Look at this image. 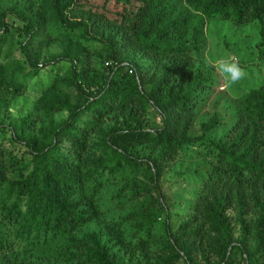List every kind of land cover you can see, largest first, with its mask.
<instances>
[{
  "label": "trees",
  "instance_id": "16d2710c",
  "mask_svg": "<svg viewBox=\"0 0 264 264\" xmlns=\"http://www.w3.org/2000/svg\"><path fill=\"white\" fill-rule=\"evenodd\" d=\"M20 3L24 63L4 58L18 27L6 20L14 12H0V107L28 94L31 81L38 93L19 123L0 122V264H263L264 85L223 107L232 115L196 123L212 81L198 60L205 28L220 19L264 31V0ZM39 39L57 41L61 55L41 63L32 53ZM60 62L70 64L65 73L40 74ZM6 134L29 160L6 158ZM186 156L206 164L176 226L182 213L162 182ZM152 244L163 249L153 259L127 258Z\"/></svg>",
  "mask_w": 264,
  "mask_h": 264
},
{
  "label": "rangeland",
  "instance_id": "374dc122",
  "mask_svg": "<svg viewBox=\"0 0 264 264\" xmlns=\"http://www.w3.org/2000/svg\"><path fill=\"white\" fill-rule=\"evenodd\" d=\"M23 8V4L20 0H0V12H14V14H7L6 20L10 24H15L16 32L14 33L15 40L12 44L5 47L4 58L7 61L24 63L22 49L20 42L23 37H19L23 25L21 21L15 16ZM24 10V9H23ZM25 28V27H23ZM24 30V29H23ZM205 41L206 48L202 53V56L198 58L201 67L204 70L211 71V83L207 88V94L205 98L209 101L199 108L197 116L196 127L200 122L206 121L215 111L222 110L225 114H233L232 110H224L225 106L235 102V100L242 96L244 93L251 89L259 88L264 85V31L257 24H244L237 26L231 21H223L220 19H214L205 28ZM96 55L102 58L104 61H108L106 53L100 49L101 46H96ZM38 50L41 54V63H45L53 59L54 56L61 55V45L57 41H53L49 44L42 39H39L35 44L34 51ZM232 57L240 63L247 72V77L239 84L229 86L219 75L215 69V61L221 57ZM129 59L142 65H149L154 71L150 61L142 59V57H129ZM109 64H106L108 67ZM70 67L69 63L60 62L56 65L45 66L41 69V73L44 78H55L59 74L65 73ZM35 81L30 82L29 93L22 97L15 98L10 102L9 106L0 107V122H4L5 125L12 123H19L21 119L25 118L28 114L34 111V100L37 95V90H33ZM224 107V108H223ZM66 116H62L65 118ZM59 118V117H58ZM158 123H162L158 117ZM231 125H224L220 128L215 136L221 137L225 132L230 129ZM7 128V127H6ZM8 129V128H7ZM3 148L5 147L6 158L11 155H18L19 158L26 157L29 160V154L27 149L20 144H15L10 139V134H6L2 138ZM148 155L153 154L150 150H142ZM206 164L205 158L196 159L194 157H184L178 159L173 164L166 166L163 177V189L165 191L168 202L171 204L175 211H180L182 214H174V222L176 226H180L187 219V215L191 212L195 205L193 193L200 191V183L193 182V174L196 170L201 169ZM139 182L143 183L144 179L139 178ZM138 184L135 188H138ZM127 195V194H124ZM127 199V197H124ZM120 199H116L115 203H118ZM114 204V203H113ZM125 204L123 207H127ZM121 212L120 209L115 211V214ZM92 228L99 226L96 224L91 225ZM154 250H141L135 253L129 252L127 254L128 259H132L134 263H140L144 258L146 260L153 259L156 253L162 252L160 245L152 244ZM264 264V255L261 257ZM42 264H51L46 261ZM68 264V263H63Z\"/></svg>",
  "mask_w": 264,
  "mask_h": 264
},
{
  "label": "clouds",
  "instance_id": "9594fccd",
  "mask_svg": "<svg viewBox=\"0 0 264 264\" xmlns=\"http://www.w3.org/2000/svg\"><path fill=\"white\" fill-rule=\"evenodd\" d=\"M215 69L229 86L237 85L247 77L246 70L238 60L230 56L218 58L215 61Z\"/></svg>",
  "mask_w": 264,
  "mask_h": 264
},
{
  "label": "built area",
  "instance_id": "2783aa9c",
  "mask_svg": "<svg viewBox=\"0 0 264 264\" xmlns=\"http://www.w3.org/2000/svg\"><path fill=\"white\" fill-rule=\"evenodd\" d=\"M108 64V63H107Z\"/></svg>",
  "mask_w": 264,
  "mask_h": 264
}]
</instances>
